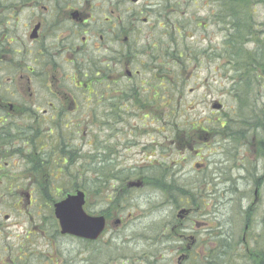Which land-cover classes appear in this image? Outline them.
I'll return each instance as SVG.
<instances>
[{"label":"flooded vegetation","instance_id":"flooded-vegetation-1","mask_svg":"<svg viewBox=\"0 0 264 264\" xmlns=\"http://www.w3.org/2000/svg\"><path fill=\"white\" fill-rule=\"evenodd\" d=\"M140 1L0 0V199L10 198L15 209H21L22 198H30L26 207L40 211L41 203L33 197L65 198L83 192L87 159L95 188L101 181L113 184L107 193L95 189L98 216L106 227L121 228L126 220L140 221L129 212L138 211L145 191V186L127 189L128 182L145 184L165 171L172 175L164 176L167 181L183 176L181 169L172 171L178 164L164 146L133 141L148 119L149 126L155 120L163 129L164 96L179 92L178 79H165L164 71L171 65L168 50L161 38L151 45L146 38L151 34L144 32L159 19L150 14L153 8L179 4L144 0L143 9L131 7ZM205 2L218 7L212 16L232 18L227 15L228 0ZM208 131L201 130L204 140ZM90 146L92 155L85 152ZM182 148L186 154L196 150V146ZM201 168L202 164H194V170ZM254 182H264V176ZM147 191L157 194L154 205L159 213L170 211L159 220L158 261L173 264L171 257L177 252V264H191L199 256L195 249L199 238L191 230V213L197 212L191 207L195 194ZM178 198L184 199L183 206L177 205ZM48 208L49 218L27 235L28 239L40 234L46 254L0 255V264H99V256L81 247L85 241L61 234L52 206ZM171 235L176 240L165 245L163 240ZM67 242L78 249H67ZM147 258L124 257L129 264L133 259L145 264Z\"/></svg>","mask_w":264,"mask_h":264},{"label":"rangeland","instance_id":"rangeland-1","mask_svg":"<svg viewBox=\"0 0 264 264\" xmlns=\"http://www.w3.org/2000/svg\"><path fill=\"white\" fill-rule=\"evenodd\" d=\"M151 1L156 0H146V3ZM173 1L185 7L176 8L171 2L168 6L153 8L154 12L150 14L157 15L159 19L151 22L152 25L150 24L144 32L151 34L146 37L151 45L153 40L161 38L168 51L169 47L183 50L182 59L171 56V51L166 53L171 65L165 70L167 74L165 79H178L176 90L179 92L174 93V106L164 107V117L165 115L171 117L169 110L173 108L175 118L163 117V129L155 120L151 126L148 125L151 123L150 119L146 120L147 124L142 127V133L133 141L164 146V152L170 156V160L178 164L172 168V171L177 172L181 169L183 172L181 173L183 176H178L177 180L181 182L190 180L193 184L190 190L195 194L193 202L198 207H196L197 212L191 213V224H193L191 230L198 235L193 234L194 238H199L195 248L196 253L199 254L198 262L207 257L206 253L209 250L218 249L217 240L232 241L234 245L229 249L234 254L239 251L249 254L264 240V234L261 232L264 230V182L258 185L254 182L262 177L264 171V150L260 144L264 140V125L260 127L259 124L260 112L264 114V7L257 2L258 0H244L250 8L240 9L244 13V16L241 15L242 20L227 22L225 19L212 16L218 7L213 4L208 5L206 0L197 1L196 4L191 3V0ZM185 1L190 2L185 4ZM242 2L243 0L239 3ZM129 5L133 4L129 3ZM131 7L143 9L145 2L141 0ZM157 9L161 11L157 13ZM228 28L230 31H226ZM237 30L242 34L236 33ZM243 96L247 98H242ZM239 97L243 99L244 107L251 101L255 102L257 110L254 111L255 122L245 125L243 134L238 137L239 143H235L225 137V131L220 127L213 132L210 127L214 124H222L225 117L233 116ZM216 104L221 106L220 111L213 109ZM208 120L210 124H207ZM239 125L238 123L237 126ZM205 127L210 129L206 141L204 134L201 133L202 128ZM179 146L181 148L196 146V150L186 154L184 151L187 149H181ZM91 149V146L85 148V152L88 151L92 155ZM197 163L202 164V168L194 170V164ZM84 170L83 191L86 195V212L93 215L98 213L95 205L99 194L95 191L93 184L95 176L87 159ZM52 184L58 186L57 183ZM257 188V194L254 195ZM50 200L56 202L59 199L54 196L47 201L33 197L32 201L46 204L38 211L26 207L25 199L22 198L21 209L19 208L18 211L17 208L12 207L10 198L0 199L2 258L8 254L36 256L46 254L44 238L38 234L27 239V235L36 228V224L39 225L45 218H49ZM140 200L143 203L138 206V211L129 212L140 221L126 220V224L121 228L109 226L99 243L89 245L91 247L81 245L87 254L99 256V264L108 263L109 259H116L115 248H123L122 242L133 237L134 232L146 235L160 233L159 222L168 217L169 209L167 214L160 212L157 215L155 207H152L156 202L155 197L147 190L143 192ZM246 210L251 219L243 223V212ZM36 212H40L41 217H36ZM141 213L146 215H140ZM196 223L200 224L198 229L195 227ZM113 238L117 240L111 242ZM175 240V236L171 235L163 242L172 244ZM158 241L162 242L161 239ZM158 241L152 246L147 242L139 244L130 241L125 245L126 255L140 256L138 254L142 252H149V259L158 260ZM66 247L72 248L73 251L78 249L75 243L70 242H67ZM177 255L176 252L171 257L173 264L178 263ZM110 264L129 263L121 256L119 261ZM130 264H140V261L134 259Z\"/></svg>","mask_w":264,"mask_h":264},{"label":"trees","instance_id":"trees-1","mask_svg":"<svg viewBox=\"0 0 264 264\" xmlns=\"http://www.w3.org/2000/svg\"><path fill=\"white\" fill-rule=\"evenodd\" d=\"M231 3H229V11H228V15L232 16L233 18H231V20L235 21V20H239L240 18L242 19V14L244 16V13H242L240 11V9H247L250 8V6H248V4H245V1L243 0L242 3H239L241 0H230ZM234 1H238L237 3H234ZM260 5H262L264 7V0H258L257 1ZM230 8H232L233 10H230ZM240 21V20H239ZM230 22V21H229ZM244 22V21H243ZM242 31V29H239ZM239 30H237L236 33L238 34H242ZM176 40H173V42H175ZM179 45V44H178ZM176 47H169L170 51L172 54H174L175 56H181L183 58L184 53H181V51L183 50H179V49H175ZM166 53V51H165ZM165 73V71H164ZM169 74V72H168ZM165 77H167V74L165 73ZM174 93H167L164 96V107L165 108H169V107H173L174 106V102H173V97ZM242 98H247L245 96H243ZM241 97H239L238 100V106L237 109L235 110V113L233 114V116L230 117H225L224 120H222V124H214L211 125L210 129L215 131V129H218V127H220L221 129H223L225 131V137L228 139H231L233 142L235 143H239L240 139L238 138L239 136H241L243 134L244 131V127L246 124L251 125L255 122V115H254V111L257 110L256 108V104L255 102L251 101V99H248L251 101L250 104L246 105L245 107L242 105L244 102H242ZM170 111V112H169ZM168 112L170 113V116H166L168 119L169 118H175V115H173V111L174 109L172 108L171 110H169ZM176 112V111H175ZM260 111H258L259 113ZM260 112V117H259V124L260 127H262L264 125V114ZM164 117V118H165ZM258 120V119H256ZM238 123L240 124L239 127L237 126ZM174 124V123H173ZM172 127H174L171 124ZM239 139V140H238ZM263 142V141H261ZM167 175V177H172V175L170 174V172L165 171L163 172L160 176L157 174L154 175V177L151 178V180H148L144 186V189H151L150 191H156V190H174V191H178L180 193L182 192H187L188 190H190V188L192 189L193 184L191 183L190 180L188 181H179L177 180V177L175 178L174 181H167L166 178H164V176ZM101 183V182H100ZM155 194V200L157 201V194ZM195 198V197H194ZM191 203V207H198V205L196 203L193 202ZM50 198H44V200H49ZM183 201L184 199L178 198V202L177 205L178 206H183ZM50 203H53V201H49ZM49 203V204H50ZM197 209V208H196ZM159 214V212L157 213V215ZM251 217H249V212L248 210L243 212V217H242V221L243 223L250 221ZM136 229V228H135ZM264 234V230L261 231ZM158 234H152V235H146L144 233H137L134 232V236L129 238V240H126L125 242H122V247L118 249L117 247L115 248L116 251L114 252L116 259H109L108 263L106 262H101L103 264H110L113 261H119V259H121V256L124 257L127 256L126 255V246L130 241H136L137 243L141 244V242H147L150 246H152V244L157 240ZM115 240H117L116 238L111 239V242H114ZM69 241V240H67ZM219 243L218 249H211L209 250V252H207V257H205L203 259V261L198 262V257L197 259L192 263V264H264V240L261 242L260 246H255V249L249 254H247L246 252H241L239 251L237 254H234L233 252H230V247H233L234 243L229 240H217ZM100 241H98L99 243ZM84 245L91 247L89 245L92 244H88V243H83ZM82 244V245H83ZM239 245H241V243L238 242ZM256 245V244H255ZM208 247H206L207 249ZM84 251H86L84 249ZM206 251V250H205ZM86 253V252H85ZM149 252H142L141 254L138 255H145L148 256ZM100 255L103 256V253L100 252ZM125 260V259H124ZM133 261V260H132ZM145 264H160L159 261L157 259L151 260L149 259V257L144 261Z\"/></svg>","mask_w":264,"mask_h":264},{"label":"water","instance_id":"water-1","mask_svg":"<svg viewBox=\"0 0 264 264\" xmlns=\"http://www.w3.org/2000/svg\"><path fill=\"white\" fill-rule=\"evenodd\" d=\"M213 109L219 110V105ZM139 182H132L129 188H140ZM85 196L79 192L75 196L54 204V215L62 235L73 236L86 241H96L103 234L106 223L103 217H92L84 212Z\"/></svg>","mask_w":264,"mask_h":264}]
</instances>
